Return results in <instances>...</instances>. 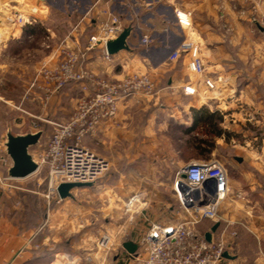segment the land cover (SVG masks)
<instances>
[{
	"label": "crops",
	"instance_id": "0c3cea01",
	"mask_svg": "<svg viewBox=\"0 0 264 264\" xmlns=\"http://www.w3.org/2000/svg\"><path fill=\"white\" fill-rule=\"evenodd\" d=\"M29 1L40 8L42 3L49 4L48 0ZM65 3L79 17L63 41L85 51L83 66L113 79L149 74L158 84L159 92L153 98L136 95L122 101L117 116L106 120L98 134L111 143L118 136L122 139L128 133L132 114L137 117L138 112L144 114L150 108L137 146H159L156 134L163 125L190 127L196 111L205 112V118L213 115L217 119L220 134L214 136L211 146L229 142L226 128H243L240 130L243 135H250L246 143L235 145L242 146L244 155L238 156L241 161L237 160L236 172L229 180L228 211L221 215L234 224H240L245 217L251 240L249 260L264 264V137L252 145L259 137L244 129L248 124H264V25L262 20L253 18L264 19V0H66ZM110 14H118L124 28L131 26L132 30L127 38L129 49L106 58L102 43L89 50L86 45ZM42 16V22L49 19L47 14ZM17 29L22 31L23 26ZM193 39L201 48L205 65L202 74L189 69V55L169 59L182 41ZM207 79L214 83L213 88L205 83ZM66 115L62 112L59 120H67L71 113L65 118ZM73 191L72 197L54 203L48 210L38 234L0 208V264H133L131 254L124 248L113 262L106 254L79 253L80 215L91 211L79 204ZM223 203L222 206L225 200ZM150 227L144 223L132 227L121 242L132 240L140 247ZM224 227L225 221L220 222L215 233ZM54 234L58 238H53Z\"/></svg>",
	"mask_w": 264,
	"mask_h": 264
},
{
	"label": "rangeland",
	"instance_id": "374dc122",
	"mask_svg": "<svg viewBox=\"0 0 264 264\" xmlns=\"http://www.w3.org/2000/svg\"><path fill=\"white\" fill-rule=\"evenodd\" d=\"M48 1L49 4L42 3L40 8L29 0H0V160L6 155L4 146L8 130L23 134L45 129L41 143L32 150L35 157H38L54 132V122H60L62 112L72 114L79 101L89 93L86 83L87 88L83 83H69L50 94L32 86L44 66L54 67L62 59L64 49L77 50L63 40L71 34V29L78 20V13L66 6V0ZM33 7L40 10L35 14L37 19L29 23L38 26L35 33L24 32L28 24L21 31L16 30L20 26L13 27L8 21L16 12L30 13ZM46 14L49 19L40 21L42 15ZM253 18L262 20L264 25V19ZM191 41L195 42L194 39ZM84 52L80 53L82 63L86 58ZM38 82L43 84L41 79ZM147 110L144 114L138 112L137 117L136 113L132 114L128 121V133L122 139L118 136V140L111 143L98 133L84 139L85 146L109 160L110 169L92 186L75 188L73 191L79 198V204L91 211L90 214L80 215L79 219L81 228L78 241L79 253L82 255L86 252L106 254L113 262L114 257L124 248L121 240L128 236L132 227L143 223L150 227L153 222H168L186 217L173 186L178 173L189 162L217 158L224 164L231 179L238 165L235 156L244 155L242 146L235 145L246 143L250 135L244 136L240 131L243 128L234 127L225 129L229 142L223 146H209L214 136L207 133L206 127H198L187 134L182 129L183 125L179 127L171 124L165 127L163 125L156 134L159 146H137L142 136L141 126H145L150 108ZM199 114L203 117L206 115L202 111ZM213 123L217 124V119L214 118ZM256 124L258 123L244 127L259 137L257 141H252V145L264 137V124ZM192 136L207 139V145L195 148L191 145ZM150 141L149 136L148 142ZM0 168L4 170L1 164ZM7 182L13 186L9 187ZM7 182L0 183V208L3 207L9 217L13 215L16 222L30 225L38 234L42 231L41 224L45 221L48 210L57 203L52 201L49 205L46 198L49 190L46 169L41 168L25 179L13 178ZM134 196H140V200L130 204ZM228 199L229 197L225 199V205L221 207V214L228 211ZM239 223L233 225L237 235L227 236L229 244L232 243L227 245V249L233 257L226 258L222 264H255L249 260L251 240L245 217ZM212 225L211 220H203L197 225V229L200 232L210 231ZM55 235L53 238H58ZM253 249L252 246V251ZM138 250L143 251L144 246L141 245ZM131 263L136 264L133 259Z\"/></svg>",
	"mask_w": 264,
	"mask_h": 264
},
{
	"label": "built area",
	"instance_id": "2783aa9c",
	"mask_svg": "<svg viewBox=\"0 0 264 264\" xmlns=\"http://www.w3.org/2000/svg\"><path fill=\"white\" fill-rule=\"evenodd\" d=\"M256 9V7H255ZM36 7L30 13L16 12L9 22L14 26H25L37 19ZM100 23L97 32L90 35L86 50L93 49L99 43L103 44L106 58L110 54L106 42L118 36L124 29V24L118 14ZM182 22L183 18L180 19ZM147 38H145L146 40ZM82 50L64 49L63 57L54 67L44 66L32 86H37L47 94L53 93L69 83H83L89 88V93L83 97L76 109L66 121L54 122V132L35 157L39 164L38 171L45 168L49 190L46 194L48 204L61 202L58 186L63 182L94 183L110 169V162L84 145L87 136H94L106 120L114 119L122 101L136 95L147 98L155 97L158 84L149 74H130L119 79L99 76L83 66ZM183 54L190 56L189 69L202 74L205 65L201 58L200 46L191 40L182 41L170 54L171 61L177 60ZM39 79L43 84H39ZM205 83L214 87L207 79ZM86 85L84 86L85 88ZM186 93H190L188 89ZM0 183L12 180L7 175L11 159L4 155L0 160ZM183 175L186 177L184 178ZM229 174L224 164L217 158L194 160L183 167L174 181V190L181 203V210L187 214L177 220L168 222H153L142 239L144 250L132 254L136 264H222L226 259L229 244L227 236H236L234 221L224 219L221 207L230 192ZM9 187L12 184L7 182ZM140 196H134L130 204L139 201ZM203 220L212 222L225 221V227L218 233H213L212 241L200 232L197 225Z\"/></svg>",
	"mask_w": 264,
	"mask_h": 264
},
{
	"label": "water",
	"instance_id": "95a60500",
	"mask_svg": "<svg viewBox=\"0 0 264 264\" xmlns=\"http://www.w3.org/2000/svg\"><path fill=\"white\" fill-rule=\"evenodd\" d=\"M132 30L131 26L125 27L123 31L115 38L109 39L106 42V49L110 55L116 54L120 50L129 49L128 36ZM45 129L32 132L28 131L23 134H15L11 130L7 131V139L5 141V154L11 159V165L8 168V175L14 179H23L31 176L38 171L39 164L31 152V149L38 145L43 139ZM236 160L241 161V158L235 156ZM185 178L186 176L183 175ZM93 183H82V182H63L58 186V193L62 199L72 197V191L75 188L90 187ZM220 222H215L211 227L210 231L205 233L206 239L211 242L213 233L216 232ZM124 249L129 254H136L139 245L128 240L123 243ZM226 258H232L228 252L224 253Z\"/></svg>",
	"mask_w": 264,
	"mask_h": 264
},
{
	"label": "trees",
	"instance_id": "16d2710c",
	"mask_svg": "<svg viewBox=\"0 0 264 264\" xmlns=\"http://www.w3.org/2000/svg\"><path fill=\"white\" fill-rule=\"evenodd\" d=\"M37 29H38V26H34V24H28L25 26L24 32L25 33L28 32L31 34V33H35L37 31ZM212 116L205 118L203 116H200L199 111H196V113L194 115V122L192 123V125L190 127L182 126V129L184 130L185 133L191 134L193 132V130H195L198 127H206L207 133H210L213 136L219 135L220 131H219V129H217V124L213 123V119L214 118L216 119V117H214V116L212 117ZM201 124H202V126H200ZM190 141L193 143L191 145L195 146V148H200L201 146H203V145H201V143L208 142L207 139L198 138L197 136H192L190 138ZM209 146H211V145L209 144ZM24 193H26V192H24Z\"/></svg>",
	"mask_w": 264,
	"mask_h": 264
}]
</instances>
